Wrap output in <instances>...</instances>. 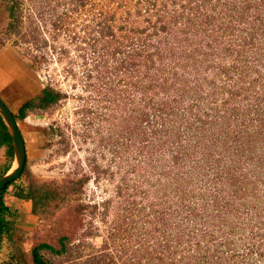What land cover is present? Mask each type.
<instances>
[{"label": "rangeland", "instance_id": "1", "mask_svg": "<svg viewBox=\"0 0 264 264\" xmlns=\"http://www.w3.org/2000/svg\"><path fill=\"white\" fill-rule=\"evenodd\" d=\"M115 1L124 0H88L55 32L51 16L62 15L65 0H35L37 9L22 0L17 33L7 31L0 0V98L16 117L26 156L3 198L9 230L0 239V264H34L32 249H58L64 232L65 253L40 251L49 264H139L140 232L163 206L172 225L200 223L185 211L213 216L242 251L254 234L251 263L264 264V0H158L167 30L155 38L162 60L146 76L152 88L144 96L114 75L99 80L93 71L88 79L92 66L84 67L71 40L89 34L94 13ZM33 11L41 14L38 39L47 41L37 49L27 38ZM47 86L65 98L17 119L20 106ZM12 161L0 147V175ZM82 177L81 201L100 206L80 226L69 206L37 215L31 201L14 195Z\"/></svg>", "mask_w": 264, "mask_h": 264}, {"label": "trees", "instance_id": "2", "mask_svg": "<svg viewBox=\"0 0 264 264\" xmlns=\"http://www.w3.org/2000/svg\"><path fill=\"white\" fill-rule=\"evenodd\" d=\"M1 1L8 13L7 31L19 33L22 24V0ZM65 1L62 15L51 16L50 25L55 32L67 29L66 22L72 20L73 15L84 9L88 0ZM30 2H33L37 9L35 0H30ZM157 4L158 0H124L117 2L116 6L112 4L113 6H109L107 10L101 7L102 9L94 13L91 18L93 28L89 34L82 36L73 34L71 40L78 43L75 49L80 53L79 57L84 67L92 66L93 70H88L86 73L88 79H92L94 71L99 80L109 79L113 75L119 77L117 82H123L124 89L128 92L142 93L144 96L147 90H151V84L150 88L145 87V79L155 65L156 58L162 60L157 49L160 38L158 41L156 39L167 30V24L162 22L163 16H160L156 8ZM150 6L151 8H149ZM146 9L149 11L143 16ZM35 11L30 15L29 37L27 38L30 44L37 49L41 47V42L42 46H46L47 41L43 42L42 39H38V18H41V14ZM154 15L157 17L155 21L152 19ZM139 22H145L146 25L140 28ZM60 51L63 55L68 54L65 48H61ZM43 60V53L35 56V63L39 64ZM63 98H65V94L60 90L47 86L41 90L37 97L20 106L17 119H24L27 111L55 107ZM147 105L148 103H145V106ZM142 115L141 121H148V115L144 111H142ZM49 130L51 133L61 135L59 128L50 127ZM3 146L7 148L8 157L11 159L13 155L11 140L0 119V147ZM8 169L9 167L1 173L0 178ZM85 180L86 178L82 177L76 182H69L62 186L45 183L28 185L26 188H18L14 195L20 199L31 201L33 213L37 215H45L51 209L69 206L73 208L78 226H80L85 212L88 213L89 210V214H93L100 206L98 203L90 204L81 201V189ZM13 183L7 184L0 193V239L9 230V223L6 219L9 209L3 198ZM167 211L168 207H160L155 217V224L152 227L147 226L140 232L142 237L138 243L139 264H252L251 250L256 245L254 234L242 241L244 243L242 251L239 250L237 242L232 240L221 226L213 222L212 215L207 219L204 213L198 215L193 210L185 211L186 218L190 216L193 221L194 219L199 220L200 223L190 226L181 220V222L172 225L167 222ZM180 213L178 212V214ZM69 240V232H64L58 239V249L48 244L35 246L31 252L33 263L49 264L41 257L40 251L45 249L56 255H62L66 252V243Z\"/></svg>", "mask_w": 264, "mask_h": 264}, {"label": "water", "instance_id": "3", "mask_svg": "<svg viewBox=\"0 0 264 264\" xmlns=\"http://www.w3.org/2000/svg\"><path fill=\"white\" fill-rule=\"evenodd\" d=\"M0 119L2 120L11 140L13 161L8 171L0 178V193L5 186L17 180L25 166L24 141L13 113L0 98Z\"/></svg>", "mask_w": 264, "mask_h": 264}, {"label": "crops", "instance_id": "4", "mask_svg": "<svg viewBox=\"0 0 264 264\" xmlns=\"http://www.w3.org/2000/svg\"><path fill=\"white\" fill-rule=\"evenodd\" d=\"M0 72H1V73H4V71H3L2 69L0 70Z\"/></svg>", "mask_w": 264, "mask_h": 264}, {"label": "flooded vegetation", "instance_id": "5", "mask_svg": "<svg viewBox=\"0 0 264 264\" xmlns=\"http://www.w3.org/2000/svg\"><path fill=\"white\" fill-rule=\"evenodd\" d=\"M14 115V114H13ZM15 116V115H14ZM16 119V118H15ZM21 133V132H20Z\"/></svg>", "mask_w": 264, "mask_h": 264}]
</instances>
